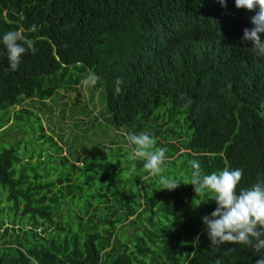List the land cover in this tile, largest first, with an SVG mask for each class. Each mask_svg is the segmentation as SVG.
I'll return each mask as SVG.
<instances>
[{"label":"trees","instance_id":"obj_1","mask_svg":"<svg viewBox=\"0 0 264 264\" xmlns=\"http://www.w3.org/2000/svg\"><path fill=\"white\" fill-rule=\"evenodd\" d=\"M254 15L235 0L227 8L217 0H0V37L22 29L36 49L13 71L0 42V129L39 121L37 142L55 148L35 165L20 154L25 137L0 146V264H255L264 256L244 244L209 248L202 217L215 202L185 184L193 159L205 174L244 169L242 187L264 178V56L242 39ZM88 79L100 90L99 113L93 98L70 109L88 119L76 123L85 136H52L24 107L37 102L52 115ZM54 99L58 107L45 104ZM100 124L121 140L80 154L75 146H90ZM141 131L167 149L160 175L180 182L175 190L128 159L124 133Z\"/></svg>","mask_w":264,"mask_h":264},{"label":"clouds","instance_id":"obj_2","mask_svg":"<svg viewBox=\"0 0 264 264\" xmlns=\"http://www.w3.org/2000/svg\"><path fill=\"white\" fill-rule=\"evenodd\" d=\"M222 7L227 8V0H217ZM237 9L255 12L251 17L253 27L243 30V42L251 41L253 51L264 56V0H235ZM258 9V10H257ZM24 19L23 14L20 17ZM32 25L30 31L36 30ZM0 42L6 48L10 70H17L22 57L29 50L35 54L34 42L23 34V30H11L0 37ZM122 78L115 81V94L121 93ZM127 143L122 147L128 152L131 161H144L143 169L150 176H159L163 189L175 190L180 182L174 178L160 175L167 161V149L157 147L156 137L148 131L125 132ZM191 171L190 183L198 195L212 194L215 209L210 215L202 217L206 227L209 248L215 249L222 245L244 244L251 246L257 253L264 250V178L247 187H242L244 169L225 166L223 169L205 174L198 160L189 161ZM135 163L132 165L135 171ZM193 246L199 247V235L193 240ZM234 250V249H230ZM195 252V251H194ZM215 264H220L219 260ZM255 264H264V256H260Z\"/></svg>","mask_w":264,"mask_h":264},{"label":"rangeland","instance_id":"obj_3","mask_svg":"<svg viewBox=\"0 0 264 264\" xmlns=\"http://www.w3.org/2000/svg\"><path fill=\"white\" fill-rule=\"evenodd\" d=\"M95 86V84L90 83L89 79L85 80L83 82L82 85H80L77 89L76 92L74 93H70L66 95V98L63 100H59V107L58 104L55 106V101L57 99H54L52 102L46 101L45 104H47L48 106L50 105H54V107H58L55 110V113H53L52 115H49L48 113H44L45 108L40 105L37 104V102L35 104H32L31 101H26L24 103V107L26 106L27 109L31 110L32 112H34L35 114H38V116L40 117V120L42 121V125L44 130L48 131L49 134H52L50 131L51 130H55L56 134L58 135H63L64 140H70V139H75L77 137V135L79 136H85L86 134L84 132H81L84 128L82 126V128L80 127H76V123L81 124L82 122L88 123V119L84 118V116L82 114H76L73 118H72V114L70 112V109L72 107V105H76L77 103H80L81 108H85L86 105L92 102V98L94 105L96 106L95 109L93 111H95V113H99V110L101 108V106H99L100 102H99V98H100V90H93L92 88ZM103 90V89H102ZM103 94H104V90H103ZM78 96L80 98H78ZM52 98H55V96H53ZM102 102V100H101ZM42 108V111L40 110ZM47 109V108H46ZM19 110V109H17ZM65 111V112H64ZM92 111V112H93ZM95 113H93L94 115L92 116H88L90 118V120H95L94 116H97L98 119L100 118L99 115H96ZM89 114H91V111H89ZM4 116V111L0 110V126H2L4 123L1 121L3 119ZM99 121H101L99 119ZM15 120L12 119L11 121H9V123H7V127L5 126L4 128L0 129V146L3 145L4 147H10L12 146V143L16 144L18 142V140H21L22 137H25V141L22 144V149L20 151V154L22 156L25 155V162H27V159L32 156L33 157V161L35 162V165H39V161H40V154L43 153V151H46L43 154V157L47 159V152H50L51 154H54L55 148H48L49 145H45L43 142H37L36 137L38 135H33L34 133L38 134L37 130L41 128V125L38 122L37 125H35V123L31 124L30 126H28L27 128L23 125V123L21 124H16L15 126H13ZM8 127H10L9 129H7ZM101 131V132H100ZM100 132V135H98ZM34 136H32V135ZM20 136V137H19ZM53 136V134H52ZM98 136L100 138L99 141H97L96 143H94L97 139ZM59 137V136H58ZM79 138V140L81 141L82 138ZM88 138H89V144L90 146L87 145V148L84 150L85 145L84 143H78L75 146V149H78V152L80 154H84V152H90L92 150L95 149L96 145H100L101 143L104 144V142L106 141V139H108L109 142H116V141H120L121 137L112 129V130H107L105 129L104 125H97L96 127H92V129L90 130V133L88 134ZM94 143V144H93ZM2 146V147H3ZM98 147V146H97ZM66 148H68V146L66 145ZM94 148V149H93ZM49 150V151H48ZM65 150V148H64ZM65 154V153H64ZM103 155V154H102ZM44 159V160H46ZM102 156H100L96 161L95 167H98V164L102 161ZM49 164V165H48ZM46 165L47 166H53L54 167V163H48ZM45 167V169H46ZM118 168V167H117ZM44 169V170H45ZM68 208H70L71 206L68 205ZM6 221V223H8V221L6 219H4ZM3 230L5 229H1L0 232L2 233Z\"/></svg>","mask_w":264,"mask_h":264}]
</instances>
